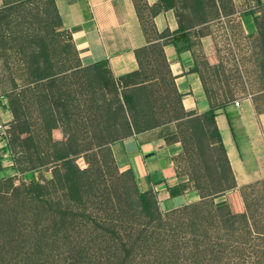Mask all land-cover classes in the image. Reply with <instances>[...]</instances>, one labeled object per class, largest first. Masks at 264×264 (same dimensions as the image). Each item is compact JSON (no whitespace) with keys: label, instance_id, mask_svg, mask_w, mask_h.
Returning <instances> with one entry per match:
<instances>
[{"label":"trees","instance_id":"16d2710c","mask_svg":"<svg viewBox=\"0 0 264 264\" xmlns=\"http://www.w3.org/2000/svg\"><path fill=\"white\" fill-rule=\"evenodd\" d=\"M5 1L0 46L10 43L21 56L23 72L10 79L11 91L2 95L13 121L7 148L0 150V172L3 151H8L17 175L0 179V264H139L138 251L156 242L145 228L159 224L164 215L158 195L142 192L131 171L119 172L112 147L171 124L175 129L166 141L182 145L174 162L177 176L187 178L171 196L192 188L201 198L173 211L195 212V220L216 227L222 242L253 233L264 242V180L237 185L216 125L217 109L204 114L184 109L165 55L168 44L179 51L200 47L190 44V36H205L209 24L237 15L234 0H159L147 14L135 0L147 44L136 51L139 69L119 78L106 62L82 66L71 34L61 30L53 0ZM254 2L258 11L241 15L261 13L255 42L264 67V3ZM35 3L45 6L37 11L51 32L42 35L29 28L7 37L8 19L35 10L29 8ZM167 10L177 17L174 33H160L152 19ZM63 35L67 45L56 40ZM180 35L185 38L177 40ZM57 49L71 51L73 61L59 59ZM117 180L132 181L135 210L148 226L135 228L124 217H104L109 209L123 216L132 210L121 208L107 191ZM258 258L257 264H264V250Z\"/></svg>","mask_w":264,"mask_h":264},{"label":"crops","instance_id":"0c3cea01","mask_svg":"<svg viewBox=\"0 0 264 264\" xmlns=\"http://www.w3.org/2000/svg\"><path fill=\"white\" fill-rule=\"evenodd\" d=\"M53 1L61 18V30L71 34L82 66L106 62L117 78L139 69L136 51L147 44V39L135 0ZM137 1L146 14L159 5V0ZM6 3L0 0V10L6 7ZM250 9L258 11L256 4ZM260 15V12L247 13L237 18L244 37L253 41L259 38L256 18ZM152 19L160 33L165 30L174 33L179 29L174 10L162 11ZM214 23L207 26L211 30L209 34L200 38L190 36V44L196 42L200 47L193 45L190 50L179 51L177 46L168 44L165 55L177 90L182 95L184 109L199 114L217 109L215 121L229 163L237 185L244 186L264 180V85L228 92L229 83L211 75L213 61L210 56L217 26ZM226 31L229 32L227 28ZM184 44L180 43V46ZM256 68L258 74L264 73L263 66ZM235 101L240 105L236 106ZM12 121L8 99L1 95L0 150L7 148L3 129H9ZM174 129L172 124L165 125L135 134L112 147L120 172L131 171L142 192L158 195L163 212L180 209L201 199L192 188L171 196L172 190L187 181V178L177 176L174 162L183 153L182 145L166 141ZM2 157L0 179L16 176L9 152L3 151Z\"/></svg>","mask_w":264,"mask_h":264},{"label":"rangeland","instance_id":"374dc122","mask_svg":"<svg viewBox=\"0 0 264 264\" xmlns=\"http://www.w3.org/2000/svg\"><path fill=\"white\" fill-rule=\"evenodd\" d=\"M233 3L237 15L213 24L217 26L214 28L216 35L210 56L213 61L211 75H217L228 81L232 90L241 91L263 86L264 79L257 73L256 68L261 66L259 63L262 59L259 44L243 36L237 21L243 12L255 5V2L234 0ZM29 8L35 10L29 13L21 11L20 16L16 15L8 19L9 23L4 25L7 37H12L17 31L25 32L29 28L38 30L42 35L51 32L49 23L45 22L44 16L37 11V9L43 11L45 6L35 3ZM206 31L211 30L206 29ZM56 40L62 45L68 44L65 35ZM56 53L59 59L67 58L71 62L74 59L69 50L62 52L57 49ZM22 69L21 56L11 48L10 43L0 46V96L7 95L11 91L10 79H18L22 75ZM3 131L7 136L8 129ZM261 188L264 189V186ZM107 191L113 194L121 208L128 210L132 207V210L128 215L123 216L109 209L107 213H103L104 217L112 215L115 220L124 217L123 220L130 221L135 228L148 226L135 210L136 196L132 181L117 180L114 186H108ZM223 200L224 198H220L217 202ZM163 215L159 224L145 228L147 237H154L156 242L147 244L138 251L139 264H257L260 251L264 250L262 248L264 242L257 233L245 239L236 235L231 238L233 243L228 244L222 242L221 234L214 232L216 227H210L207 221L203 223L201 219L195 220L193 211L163 212Z\"/></svg>","mask_w":264,"mask_h":264},{"label":"water","instance_id":"95a60500","mask_svg":"<svg viewBox=\"0 0 264 264\" xmlns=\"http://www.w3.org/2000/svg\"><path fill=\"white\" fill-rule=\"evenodd\" d=\"M183 37H185V35L178 36V37H176V39L178 40V39L183 38Z\"/></svg>","mask_w":264,"mask_h":264},{"label":"built area","instance_id":"2783aa9c","mask_svg":"<svg viewBox=\"0 0 264 264\" xmlns=\"http://www.w3.org/2000/svg\"><path fill=\"white\" fill-rule=\"evenodd\" d=\"M235 105L236 106H239L240 105V102L239 101H235Z\"/></svg>","mask_w":264,"mask_h":264}]
</instances>
